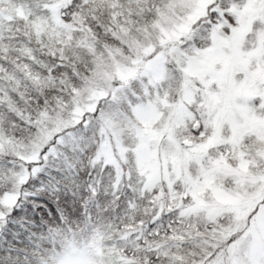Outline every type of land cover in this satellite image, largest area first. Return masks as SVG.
Masks as SVG:
<instances>
[{"label":"snow or ice","instance_id":"1","mask_svg":"<svg viewBox=\"0 0 264 264\" xmlns=\"http://www.w3.org/2000/svg\"><path fill=\"white\" fill-rule=\"evenodd\" d=\"M0 264H264V0H0Z\"/></svg>","mask_w":264,"mask_h":264}]
</instances>
